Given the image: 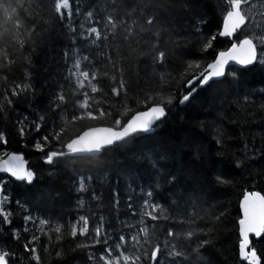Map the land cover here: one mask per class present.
Instances as JSON below:
<instances>
[{"label": "snow or ice", "instance_id": "6c2138e0", "mask_svg": "<svg viewBox=\"0 0 264 264\" xmlns=\"http://www.w3.org/2000/svg\"><path fill=\"white\" fill-rule=\"evenodd\" d=\"M256 72L264 0H0V264H264V188L251 172L264 129L226 148L229 111L264 116ZM144 140L155 141L138 158L147 179L124 174L122 199L118 177L108 214L84 212L85 197L105 202L108 159ZM233 171L252 183L234 212L207 199L239 183Z\"/></svg>", "mask_w": 264, "mask_h": 264}, {"label": "trees", "instance_id": "16d2710c", "mask_svg": "<svg viewBox=\"0 0 264 264\" xmlns=\"http://www.w3.org/2000/svg\"><path fill=\"white\" fill-rule=\"evenodd\" d=\"M102 3L103 0H100ZM56 43L58 45H63V41L57 40ZM42 59V57H41ZM248 80L251 82V85L255 88L261 87V80H264V74L259 72L249 74ZM214 98V93L206 92L201 95V103L204 105L210 104ZM257 104L264 103V100H261L259 96L255 97ZM45 101V97H40V104L43 105ZM20 111H24L25 107L21 103L18 105ZM241 114H237L235 109L229 111L227 113V117H232L238 123L230 124L227 129V134L232 137V139L227 143L226 148L232 152H238L242 149L243 142L245 140L251 141L252 136L259 137L260 131L264 129V116L256 115L255 119H248L247 114L243 109L240 110ZM227 117H225V122H227ZM174 122L179 121V117L173 118ZM243 126V127H241ZM172 125L170 124L165 130L161 133V135H167L171 130ZM209 136V134H206ZM259 142V140L257 141ZM154 140H144L138 141L135 144H132L125 149L119 151L114 158H109L107 162V167L111 171V177L109 181H105L104 187L100 189L103 192L105 197V202L102 206H93L90 205L87 197H85V207L83 209L84 212H88L91 207L93 211L99 214H108V206H107V197L109 195V185L116 186L115 180L119 177L120 184L119 187L121 189L122 199H123V191L125 180L123 178L124 174L129 173L131 171H136L139 173L142 180L147 179V174L145 171V167L142 163L138 162V158L141 157V154L149 153L154 147ZM10 149L23 150L27 153V149H19V145L13 140L10 145ZM29 160L34 162L33 156L27 157ZM83 171H89L87 167L82 169ZM251 172L253 176L256 178V188L255 190H259L260 188H264V159H258L251 164ZM232 175H234L239 182L237 185L233 187H229L223 190L209 189L207 194V199L209 203H225L229 205L233 212L235 211L238 197L244 187H252V183H245L244 180H240V176H247V173H239L237 171H233ZM12 194L15 198L21 200H28L30 202H34L40 198L39 191H26L22 187H13L11 190ZM65 212L71 211L67 205H64L62 208L57 206L55 208H50L48 211L41 213L42 215H53L57 212ZM67 218V217H66ZM123 218V216H122ZM218 264H230V261L225 262L224 258H218Z\"/></svg>", "mask_w": 264, "mask_h": 264}]
</instances>
